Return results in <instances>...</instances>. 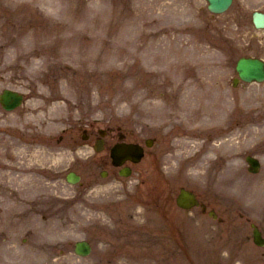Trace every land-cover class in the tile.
Segmentation results:
<instances>
[{
    "label": "rangeland",
    "instance_id": "rangeland-1",
    "mask_svg": "<svg viewBox=\"0 0 264 264\" xmlns=\"http://www.w3.org/2000/svg\"><path fill=\"white\" fill-rule=\"evenodd\" d=\"M254 10L264 0L221 13L205 0H0V92L23 94L0 105V264H264L251 226L264 238V81L233 84L240 56L264 60ZM205 92L209 113L192 112ZM146 138L118 175L109 147ZM29 162L43 176L9 192ZM181 187L200 204L178 207Z\"/></svg>",
    "mask_w": 264,
    "mask_h": 264
},
{
    "label": "water",
    "instance_id": "water-1",
    "mask_svg": "<svg viewBox=\"0 0 264 264\" xmlns=\"http://www.w3.org/2000/svg\"><path fill=\"white\" fill-rule=\"evenodd\" d=\"M231 0H208V8L215 12H220L225 10ZM253 21L256 26L264 25V13L255 11L253 13ZM236 68L239 72V75L244 80H263L264 79V63L262 60L256 57H241L238 59ZM0 101L3 106L7 109L13 108L18 105L21 101V95L17 92L5 89L4 92L0 95ZM147 144L151 143V140H146ZM100 146L97 144L96 149H99ZM120 154V160H117V153ZM142 155V148L134 143H121L113 149V157L115 163H121L126 157L136 161L139 160ZM248 161L251 164L250 170H257V161L252 157H247ZM126 173V172H121ZM68 180L75 182L78 179V176H75L73 173L68 174ZM193 194L188 191L181 189V193L178 197V203L182 206H188L192 203H195ZM188 203V205H187ZM77 252L86 253L88 251V245L85 242L77 244Z\"/></svg>",
    "mask_w": 264,
    "mask_h": 264
},
{
    "label": "bare ground",
    "instance_id": "bare-ground-1",
    "mask_svg": "<svg viewBox=\"0 0 264 264\" xmlns=\"http://www.w3.org/2000/svg\"><path fill=\"white\" fill-rule=\"evenodd\" d=\"M257 27H259V26H257ZM261 27L264 28V25L261 26ZM165 81H166V83H169L168 80H167V78L165 79ZM207 95H208L207 92L202 93L200 96L194 95L195 98H196V100H197V105H195V107L192 108V112H196L197 114H201V113H206L207 114V113H209L210 106H212V105L210 103H208L207 98H204V96L207 97ZM165 96H173L172 90L168 91L167 93H164V97ZM212 110H213V108H211V111ZM209 132L213 133L212 131H209ZM221 146L220 145H217V144L215 146V149H218L219 152H220V154H221ZM215 149H212V151H215ZM221 156H230V155H223V154H221ZM231 173H233V172L230 171V172L225 173L223 176H221V178H219V180L216 182V187L223 186V185H226V184L231 183V180H232V177H233V175ZM21 181L25 182V184H27V183H29V184H33V183L34 184H37L38 183L37 179L34 178L32 175L29 176V177H27L26 179L21 180Z\"/></svg>",
    "mask_w": 264,
    "mask_h": 264
},
{
    "label": "flooded vegetation",
    "instance_id": "flooded-vegetation-1",
    "mask_svg": "<svg viewBox=\"0 0 264 264\" xmlns=\"http://www.w3.org/2000/svg\"><path fill=\"white\" fill-rule=\"evenodd\" d=\"M15 165H16V175H25V179L27 178V177H29V176H33L34 178H38L40 175L41 176H43V173L42 172H38V170L41 168L40 166H38V165H35V164H32V162H29V163H27V164H22V165H19V164H16V163H14ZM32 167H33V169L34 170H32ZM12 172V171H11ZM12 174H13V172H12ZM29 174V175H28ZM17 178H19V177H17V176H14L13 177V181L11 182V184H13V185H15L14 187H12L11 186V190L9 191V192H11L12 193V191H13V189L14 190H16V191H22V190H24L23 188H21V186H23V185H26L27 186V184H25V182H23V181H21L20 183H17L15 180L17 179ZM24 211H25V213H24ZM33 213L35 214V215H37L36 213H35V210L33 211ZM25 216L26 215V208L25 209H22V211H21V215H19V216Z\"/></svg>",
    "mask_w": 264,
    "mask_h": 264
}]
</instances>
